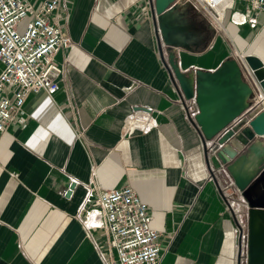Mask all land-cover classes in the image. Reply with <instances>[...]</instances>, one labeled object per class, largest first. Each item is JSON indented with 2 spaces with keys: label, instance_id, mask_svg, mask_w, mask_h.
I'll list each match as a JSON object with an SVG mask.
<instances>
[{
  "label": "crops",
  "instance_id": "crops-1",
  "mask_svg": "<svg viewBox=\"0 0 264 264\" xmlns=\"http://www.w3.org/2000/svg\"><path fill=\"white\" fill-rule=\"evenodd\" d=\"M153 2L61 0L55 18L72 44L54 57L59 88L30 93L0 138V264H118L87 213L102 193L127 185L161 233L159 264H238L240 254L247 264L246 202L217 173V138L207 159L167 65L171 54L185 74L240 55L264 64V12L237 2L247 22L221 29L175 0V22L194 14L197 29L183 28L187 44L162 42L166 65Z\"/></svg>",
  "mask_w": 264,
  "mask_h": 264
},
{
  "label": "built area",
  "instance_id": "built-area-1",
  "mask_svg": "<svg viewBox=\"0 0 264 264\" xmlns=\"http://www.w3.org/2000/svg\"><path fill=\"white\" fill-rule=\"evenodd\" d=\"M197 10L213 19L221 29L229 20L247 22L246 15L234 10L237 2L264 12V0H187ZM229 1V0H228ZM61 0H44L34 6L28 0H0V138L15 120L32 92L58 90V77L63 69L54 61L56 53L71 46L55 15ZM223 16V18H221ZM26 21L21 27L22 22ZM244 76L253 88L251 107L253 114L264 110V91L253 71L240 55ZM189 114H197L195 99H189ZM136 120V119H135ZM129 131L138 124L134 117ZM148 124L145 128L149 129ZM230 205V195L224 192ZM94 217L90 227L106 232L109 247L116 251L118 264H159L161 259V233L153 228L149 206L131 186H123L102 193L98 204L88 210Z\"/></svg>",
  "mask_w": 264,
  "mask_h": 264
},
{
  "label": "water",
  "instance_id": "water-1",
  "mask_svg": "<svg viewBox=\"0 0 264 264\" xmlns=\"http://www.w3.org/2000/svg\"><path fill=\"white\" fill-rule=\"evenodd\" d=\"M174 1L154 0L152 3L165 64L162 42L179 46L178 39L183 32L182 26L175 22L176 10L171 6ZM244 61L264 91L263 62L252 55H245ZM167 67L184 98L195 99L198 111L192 122L202 137L207 159V142L217 138L215 153L221 164L217 173L229 177L228 188L236 191V198L240 196L246 202L247 264H264V110L255 114L248 112L254 91L244 76L240 60L228 58L215 70L197 69L185 74L171 54ZM213 176L216 179L214 173ZM216 182L219 187L217 179ZM241 262L240 254L238 264Z\"/></svg>",
  "mask_w": 264,
  "mask_h": 264
},
{
  "label": "flooded vegetation",
  "instance_id": "flooded-vegetation-1",
  "mask_svg": "<svg viewBox=\"0 0 264 264\" xmlns=\"http://www.w3.org/2000/svg\"><path fill=\"white\" fill-rule=\"evenodd\" d=\"M186 8L190 9V6H188ZM196 19H197V17L193 14V15L190 16V20H188L186 22H183V23L180 22L179 24L182 26V28H191V29L194 28V29H197V24H195V20ZM193 33H194V31H193ZM193 33L191 32L192 35H194ZM188 37H189L188 34H185V35H182V36L180 35L178 40L181 43L187 44V40L189 39Z\"/></svg>",
  "mask_w": 264,
  "mask_h": 264
},
{
  "label": "rangeland",
  "instance_id": "rangeland-1",
  "mask_svg": "<svg viewBox=\"0 0 264 264\" xmlns=\"http://www.w3.org/2000/svg\"><path fill=\"white\" fill-rule=\"evenodd\" d=\"M199 12H201V11H199ZM200 16L203 17L207 22H209V24L211 23L215 27L219 28L217 23H215V21L213 19H211L210 17H208L205 13H203V15H200ZM25 23H26V21L22 22L21 27H23L25 25Z\"/></svg>",
  "mask_w": 264,
  "mask_h": 264
}]
</instances>
